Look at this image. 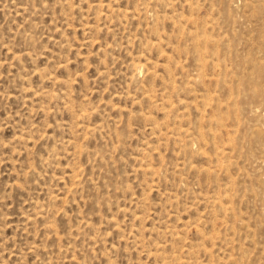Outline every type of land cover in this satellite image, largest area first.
Wrapping results in <instances>:
<instances>
[{
    "label": "rangeland",
    "instance_id": "1",
    "mask_svg": "<svg viewBox=\"0 0 264 264\" xmlns=\"http://www.w3.org/2000/svg\"><path fill=\"white\" fill-rule=\"evenodd\" d=\"M262 90L264 0H0V264H264Z\"/></svg>",
    "mask_w": 264,
    "mask_h": 264
},
{
    "label": "bare ground",
    "instance_id": "2",
    "mask_svg": "<svg viewBox=\"0 0 264 264\" xmlns=\"http://www.w3.org/2000/svg\"><path fill=\"white\" fill-rule=\"evenodd\" d=\"M188 19H189V18H188ZM198 59H199V57H198ZM198 59H197V60H198ZM199 60H200V61H199V65H203V64H202V61H201V57H200ZM203 60H204V59H203ZM137 64H138V63H137ZM132 65L134 66V64H132ZM135 65H136V64H135ZM138 65H139V64H138ZM133 66H132V67H133ZM140 66H141V65H140ZM134 68H135V67H134ZM137 68H138V67H137ZM199 68H200V66H199ZM202 68H203V66H202ZM133 70H134V69H133ZM137 70H138V69H137ZM134 72H135V71H134ZM139 72H140V71H139ZM137 74H138V73H137ZM198 74H199V73H198ZM198 74H197V75H198ZM134 75H135V73H134ZM200 75H201V73H200ZM198 77H199V76H198ZM193 78H194V77H193ZM193 78H192V81H193ZM197 79H198V78H197ZM201 79H202V78H201ZM196 81H197V80H196ZM190 84H191V83H190ZM188 88H189V87H188ZM190 88H191V87H190ZM192 89H193V88H192ZM260 94L262 95V98H263L262 102H263V101H264V90H262ZM260 103H261V102H260ZM261 105H263V104H261ZM251 106H252V105H251ZM261 107H262V106H261ZM251 108H252V107H251ZM249 109H250V108H249ZM262 109H263V108H262ZM255 111H256V108H255ZM262 111H263V110H262ZM252 112H253V111H251L250 113H252ZM258 112H259V111L257 110V111L255 112V114L257 113V115H258ZM262 113H263V112H262ZM261 115H262V114H261ZM202 116H203V115H202ZM250 116H251V119H250ZM250 116H249V119H248V120H252V119L254 118V117H252V115H250ZM260 117H261V116H260ZM255 119H256V118H255ZM262 119H264V117H263ZM262 119L260 118V120H262ZM260 120H259V118H258V121H260ZM252 121H253V120H252ZM255 121H256V120H255ZM263 122H264V121H263ZM252 123H253V122H252ZM252 123H250V124H252ZM250 124L247 123L246 125H250ZM257 124H258V122H257ZM252 125H253V124H252ZM252 125H251V126H252ZM259 125H260V124H258V126H259ZM262 125H263V124H262ZM249 127H250V126H249ZM220 128H221V127H220ZM246 128H247V127H246ZM260 128H261V126H260ZM260 128H258V127H254L252 131L254 132V134L257 133V135H259V133H261V135H262V133H263V136H264V129L262 128V129H263V131H262ZM186 129H187V128H186ZM186 129H185V130H186ZM198 129H199V128H198ZM218 129H219V128H218ZM183 130H184V129H183ZM200 130H201V129H199V131H200ZM188 131H189V130H188ZM249 131H250V130H249ZM252 131H251V132H252ZM180 132H181V131H180ZM190 132L193 134V131H190ZM203 132H204V131H203ZM251 132H250V135H251ZM186 133H187V130H186L185 134H186ZM191 133H190V134H191ZM204 133H205V132H204ZM213 133H214V132L212 131V134H213ZM190 134H189V135H190ZM196 134H197V133H196ZM196 134H195L194 137H196ZM200 134H201V133H200ZM200 134H199V135H200ZM255 135H256V134H255ZM261 135H260V136H261ZM191 136H192V135H191ZM197 136H198V134H197ZM214 136H215V135H214ZM200 137H201V136H200ZM212 137H213V136H212ZM190 138H193V136L190 137ZM196 138H198V137H196ZM196 138H195V139H196ZM227 138H228V137H227ZM252 138H253V137H252ZM256 138H257V137H256ZM224 139H225V138H224ZM259 139H261V137H260ZM176 140H177V139H176ZM188 140H189V139H188ZM190 140H191V139H190ZM190 140H189L190 143L193 142V141H190ZM262 141L264 142L263 137H262ZM261 143H262V142H261ZM261 143H260V144H261ZM260 146H261V145H260ZM260 146H259V147H260ZM262 146H263V145H262ZM197 149H198V148H197ZM259 149H261V148H259ZM194 151H195V150H194ZM262 151H263V150H262ZM200 155H201V154H200ZM257 157H258V156H257ZM254 158H255V157H254ZM255 159H256V158H255ZM257 160H258V159H257ZM257 160H256V161H257ZM260 160H261V159H260ZM254 161H255V160H254ZM201 170H202V169H201ZM205 170H206V169H203V171H205ZM190 224H191V223H190Z\"/></svg>",
    "mask_w": 264,
    "mask_h": 264
}]
</instances>
